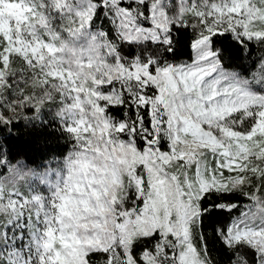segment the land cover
I'll list each match as a JSON object with an SVG mask.
<instances>
[{"label": "snow or ice", "instance_id": "snow-or-ice-1", "mask_svg": "<svg viewBox=\"0 0 264 264\" xmlns=\"http://www.w3.org/2000/svg\"><path fill=\"white\" fill-rule=\"evenodd\" d=\"M217 36L264 46V0H0V125L51 105L72 142L0 158V264H215L213 210L228 264H264V56Z\"/></svg>", "mask_w": 264, "mask_h": 264}, {"label": "trees", "instance_id": "trees-1", "mask_svg": "<svg viewBox=\"0 0 264 264\" xmlns=\"http://www.w3.org/2000/svg\"><path fill=\"white\" fill-rule=\"evenodd\" d=\"M176 35L174 44V55H166L169 61L187 63L194 56L189 47L191 33L180 32ZM217 46L226 49V55L231 58L234 66H253L261 56H264V46L250 43L248 49H241L239 45L233 43L230 36L216 38ZM19 66V65H17ZM122 110L113 108L112 114L119 118ZM24 115L31 117L32 110H27ZM70 138L60 130V124L55 118V109L51 105H46L40 114V119L28 123L23 116L15 120L11 125H0V158H6L12 163L17 160L26 161L29 166L40 165L44 162H52L56 158H63L71 149ZM232 202L238 207L231 213V216H239L241 211H249L247 205L251 202L243 196L230 197ZM213 201L209 200L211 204ZM229 219L227 212H216L213 210L205 217L203 235L207 240V246L215 260V264H228L229 255L220 245L216 238L215 229L218 224H222Z\"/></svg>", "mask_w": 264, "mask_h": 264}, {"label": "rangeland", "instance_id": "rangeland-1", "mask_svg": "<svg viewBox=\"0 0 264 264\" xmlns=\"http://www.w3.org/2000/svg\"><path fill=\"white\" fill-rule=\"evenodd\" d=\"M190 62H191V61H190ZM190 62H187V63H190ZM60 159H62V158H60ZM49 163H51L53 167L56 166L55 160H53L52 162H49ZM23 190H24V191H27V184H24V185H23ZM248 209H249V208H248Z\"/></svg>", "mask_w": 264, "mask_h": 264}]
</instances>
